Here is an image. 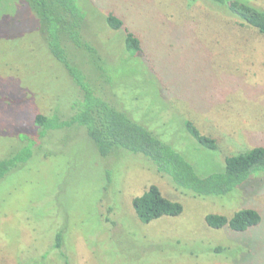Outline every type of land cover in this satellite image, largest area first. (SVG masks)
Returning <instances> with one entry per match:
<instances>
[{
	"label": "rangeland",
	"instance_id": "rangeland-1",
	"mask_svg": "<svg viewBox=\"0 0 264 264\" xmlns=\"http://www.w3.org/2000/svg\"><path fill=\"white\" fill-rule=\"evenodd\" d=\"M247 1L264 8V0ZM78 2L87 40L111 62L110 81H96V69L87 67L100 86L112 84L102 92L107 101L165 142L173 139L199 175L223 171L227 156L264 144V36L226 5ZM109 14L124 28H110ZM126 28L143 42L146 57L127 51ZM46 52L29 9L0 0V159L19 146L21 135L37 134L38 114L58 109L67 116L77 99L76 85L63 80ZM187 120L219 149L200 146L187 133ZM143 121L157 122V130ZM79 128L48 135L43 152L51 156H40L1 189L0 264H264V174L252 176L236 197L202 199L178 191L142 155L121 151L102 158ZM152 184L182 203L183 214L142 223L132 200ZM244 208L261 212L259 227L234 232L205 222L208 214L231 217ZM59 229L65 246L50 250Z\"/></svg>",
	"mask_w": 264,
	"mask_h": 264
},
{
	"label": "trees",
	"instance_id": "trees-1",
	"mask_svg": "<svg viewBox=\"0 0 264 264\" xmlns=\"http://www.w3.org/2000/svg\"><path fill=\"white\" fill-rule=\"evenodd\" d=\"M16 1L29 9L37 21V31L44 51H47L50 60L60 69L63 80L68 83L70 78L76 85L77 89L74 90H77V99L69 105L67 116L58 109L51 115L38 114L34 119L37 134L34 137L21 135L19 146H15L10 154L0 159V191L5 187L9 189L8 180L12 175L26 171L33 162L40 160V156L44 159L51 156L43 152L48 135L76 127H82L79 129L86 133L91 140L92 149L102 158L121 151L142 155L158 173L171 179L178 191L202 199L224 197L233 192L236 197L237 193L244 192V187L250 183L252 176L264 174L263 144L246 152L227 156L223 171L218 170L207 176L199 175L185 154L173 147V144L177 145L173 139L167 137L172 146L108 102L109 99L102 92L112 84L105 82L104 86H100L103 82L96 81L103 79L102 77L108 81L113 79L114 73L107 66L111 62L87 40L85 13L79 7L78 0ZM213 1L226 5L229 12L236 16L243 26H248L264 36V8L255 7L247 0ZM106 22L113 30H120L125 26V22L114 14L107 15ZM125 34L127 51L133 57L138 54L146 57L143 42L135 33L126 28ZM148 63L147 67L150 69V62ZM88 66L96 69V81L88 73ZM159 79L164 81L161 77ZM121 107L125 108V105ZM143 122L157 130L153 126L157 125V122ZM185 128L203 148L212 151L219 149L217 140L202 134L192 121L187 120ZM132 206L138 219L144 224L164 217H177L184 212L182 203L167 198L155 184L150 185L143 194L135 196ZM106 219L108 221V218ZM205 222L213 229L226 227L234 232H245L259 227L263 222V215L255 208H244L231 217L217 213L208 214ZM59 230L55 231L50 250H61L65 246L64 232ZM8 247L11 248V245ZM19 258L18 256L17 261Z\"/></svg>",
	"mask_w": 264,
	"mask_h": 264
}]
</instances>
